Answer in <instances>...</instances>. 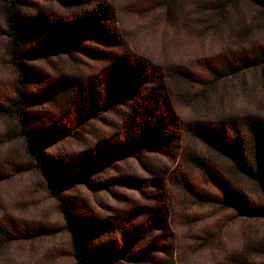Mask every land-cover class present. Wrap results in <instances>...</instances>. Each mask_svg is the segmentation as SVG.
<instances>
[{
    "label": "rangeland",
    "instance_id": "rangeland-1",
    "mask_svg": "<svg viewBox=\"0 0 264 264\" xmlns=\"http://www.w3.org/2000/svg\"><path fill=\"white\" fill-rule=\"evenodd\" d=\"M95 1L113 6L121 38L113 50L88 46L137 54L153 66L120 71L124 85L116 86L108 60L80 52L30 60L37 79L25 93L37 99L25 107L26 128L41 138L57 191L31 157L19 122L0 116V264H80L74 241L80 225L91 229L82 241L89 264H264V218L221 203L224 192L190 158L205 157L218 173L227 161L187 129L197 118L264 121V68L242 63L264 59L263 7L232 0L223 6L227 24L203 13L206 0H177L168 9L165 0ZM4 5L0 0V105L9 106L20 96L19 72L8 55ZM23 10L45 18L30 49L50 42L56 18H73L52 0H26ZM228 66L243 70L205 87ZM169 70L190 76L193 86L179 84L180 90ZM63 79L73 82L68 93L50 94ZM203 90L206 98L193 102ZM234 178L250 204L264 207L259 186ZM187 183L218 203L196 202L185 193Z\"/></svg>",
    "mask_w": 264,
    "mask_h": 264
},
{
    "label": "trees",
    "instance_id": "trees-1",
    "mask_svg": "<svg viewBox=\"0 0 264 264\" xmlns=\"http://www.w3.org/2000/svg\"><path fill=\"white\" fill-rule=\"evenodd\" d=\"M52 1L70 11L73 18L69 20L56 18L53 22L50 42L30 49L28 47L32 39L44 25V13L35 10L25 14L23 6L26 4V0H5L3 20L8 27V35L11 38L8 55L19 72L16 89L21 98L19 96L16 100H11L9 106L0 105V116L13 118L19 122L21 136L28 145L31 157L37 162L38 168L49 178L54 191H57L53 182L56 180V172L46 156L40 151L41 138L26 128L30 118L25 107L37 99L25 93L27 84L37 79L36 71L29 63L30 60L48 53L71 54L74 52L86 54L97 60H108L111 62L113 72H115V83L113 82V84L116 86L124 85V80L119 77L120 71L126 70L132 75L135 71L146 73L153 65L150 60L137 54L127 52L122 57L118 53L110 51L117 47L121 36L117 27L118 15L108 2L96 3L95 0ZM253 1L263 7L264 13V0ZM174 2L177 4V0H165L163 5L168 9L171 8L172 4L173 8ZM202 3L204 4L202 6L204 14L216 13L220 23L226 21L227 24H230L229 20H225L227 12L223 11V6L230 5L232 0H206ZM1 34L2 30L0 29ZM88 42L101 43L110 50L90 48ZM247 61V63H245L246 61L242 62L246 69L259 70L264 68V59L261 54L257 55L254 60L247 59ZM241 70L243 69L228 66V72L225 76L220 71H215L216 79L213 82H206L205 87L219 83L224 77L237 76ZM167 73L171 76L170 79L175 80L176 85L180 86L179 84H181L183 88L185 87L184 84L193 86L190 76L178 70H169ZM72 84L73 82L69 79H63L56 83L49 93L54 94L53 96L66 94ZM181 86L180 90L183 89ZM186 90L189 92V89ZM185 93L184 96L186 97ZM204 97L206 98L205 90L196 93L191 99L193 102H197L198 100L202 101ZM224 118L222 117L219 120L221 122L216 124H208V122L200 121L197 118L196 121L189 123L187 129L194 139L202 142L208 150L227 161L228 166L219 167L220 174L205 157L191 155L190 160L196 169L202 171L215 186L224 192L225 200L221 202L222 204L231 207L232 210L239 211L250 219H263L264 207L259 208L250 204L243 193L236 188L239 187V184L234 177L255 183L264 191V121L257 117H247L242 120ZM155 129L157 128L155 127ZM186 186L187 191L185 193L196 198V202L202 204L218 203L215 199L195 191L189 183ZM74 235L77 256L81 258L80 264H89V260L85 257L86 253H84L82 241L91 235V229L87 225H80L75 229Z\"/></svg>",
    "mask_w": 264,
    "mask_h": 264
}]
</instances>
